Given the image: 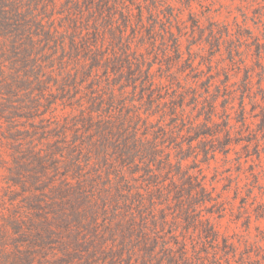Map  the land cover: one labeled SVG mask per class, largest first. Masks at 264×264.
<instances>
[{"label": "trees", "instance_id": "trees-1", "mask_svg": "<svg viewBox=\"0 0 264 264\" xmlns=\"http://www.w3.org/2000/svg\"><path fill=\"white\" fill-rule=\"evenodd\" d=\"M144 9L0 0V264H200L197 246L227 248L193 142L229 146V114L220 128L212 103L185 123L181 89L133 61L134 36L157 33Z\"/></svg>", "mask_w": 264, "mask_h": 264}, {"label": "rangeland", "instance_id": "rangeland-1", "mask_svg": "<svg viewBox=\"0 0 264 264\" xmlns=\"http://www.w3.org/2000/svg\"><path fill=\"white\" fill-rule=\"evenodd\" d=\"M141 1L147 8L142 20L152 24L156 18L157 33L142 29L134 36L133 61L145 58L161 81L181 89L185 123L203 122L212 103L220 128L230 117L229 146H221L220 135L193 142L204 196L211 199L204 209L227 241L226 249L220 240L197 246L195 254L200 264H264V0ZM174 38L179 58L172 52Z\"/></svg>", "mask_w": 264, "mask_h": 264}]
</instances>
